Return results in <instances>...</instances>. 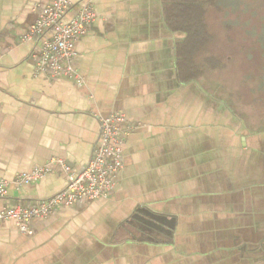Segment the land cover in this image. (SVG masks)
<instances>
[{
	"label": "crops",
	"instance_id": "crops-1",
	"mask_svg": "<svg viewBox=\"0 0 264 264\" xmlns=\"http://www.w3.org/2000/svg\"><path fill=\"white\" fill-rule=\"evenodd\" d=\"M49 1L0 0V180L52 167L38 183L11 184L0 210L64 189L52 161L82 171L99 117L126 118L124 168L108 199L61 208L32 234L3 223L0 264H264V107L249 117L203 84L217 68L211 55L199 60L212 28L194 74L171 0H69L71 15L91 1L97 18L77 44L75 75L53 78L37 73L36 40H23Z\"/></svg>",
	"mask_w": 264,
	"mask_h": 264
},
{
	"label": "built area",
	"instance_id": "built-area-1",
	"mask_svg": "<svg viewBox=\"0 0 264 264\" xmlns=\"http://www.w3.org/2000/svg\"><path fill=\"white\" fill-rule=\"evenodd\" d=\"M69 0H50L38 15L37 21L23 35V40H36L33 54L37 73L51 77L74 76L72 61L77 44L90 31L97 13L91 1L83 3L74 14ZM101 134L93 157L80 172L73 171L63 161L55 160L65 174L66 185L59 193L32 205H7L0 210V226L12 221L22 234H32L31 224L48 219L64 207L108 199L115 189V177L123 170V146L130 127L123 114L99 117ZM52 172L51 165L16 177L12 182L0 180V197L9 193L11 184L30 186Z\"/></svg>",
	"mask_w": 264,
	"mask_h": 264
},
{
	"label": "rangeland",
	"instance_id": "rangeland-1",
	"mask_svg": "<svg viewBox=\"0 0 264 264\" xmlns=\"http://www.w3.org/2000/svg\"><path fill=\"white\" fill-rule=\"evenodd\" d=\"M214 5L205 19L213 40L199 60L211 55L217 68L205 71L203 84L234 95L230 100L247 107L242 110L247 116H254L264 107V33L263 39L259 33L264 32V0H215Z\"/></svg>",
	"mask_w": 264,
	"mask_h": 264
},
{
	"label": "trees",
	"instance_id": "trees-1",
	"mask_svg": "<svg viewBox=\"0 0 264 264\" xmlns=\"http://www.w3.org/2000/svg\"><path fill=\"white\" fill-rule=\"evenodd\" d=\"M209 2L210 0L169 1V22L188 32L185 43V52H187L184 55V70L190 73L194 72V74L201 73L199 67L195 65L192 55L207 41L208 34L202 32V29L206 27L205 5Z\"/></svg>",
	"mask_w": 264,
	"mask_h": 264
},
{
	"label": "flooded vegetation",
	"instance_id": "flooded-vegetation-1",
	"mask_svg": "<svg viewBox=\"0 0 264 264\" xmlns=\"http://www.w3.org/2000/svg\"><path fill=\"white\" fill-rule=\"evenodd\" d=\"M138 227H139V229L141 230V231H143V232H152V233H154V234H157L158 233V228L159 227H157V226H154V229H155V231L154 230H151L150 228H148L146 225H145V223L142 221L141 222V224H138ZM152 227V226H151Z\"/></svg>",
	"mask_w": 264,
	"mask_h": 264
}]
</instances>
